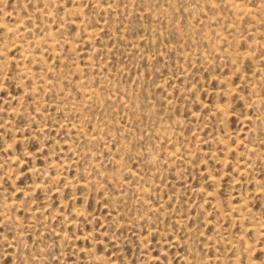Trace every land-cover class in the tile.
<instances>
[{
  "label": "rangeland",
  "instance_id": "1",
  "mask_svg": "<svg viewBox=\"0 0 264 264\" xmlns=\"http://www.w3.org/2000/svg\"><path fill=\"white\" fill-rule=\"evenodd\" d=\"M0 264H264V0H0Z\"/></svg>",
  "mask_w": 264,
  "mask_h": 264
},
{
  "label": "bare ground",
  "instance_id": "2",
  "mask_svg": "<svg viewBox=\"0 0 264 264\" xmlns=\"http://www.w3.org/2000/svg\"><path fill=\"white\" fill-rule=\"evenodd\" d=\"M52 42V41H51Z\"/></svg>",
  "mask_w": 264,
  "mask_h": 264
}]
</instances>
